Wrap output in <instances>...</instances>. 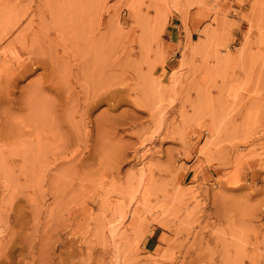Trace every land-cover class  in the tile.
<instances>
[{"label":"rangeland","instance_id":"1","mask_svg":"<svg viewBox=\"0 0 264 264\" xmlns=\"http://www.w3.org/2000/svg\"><path fill=\"white\" fill-rule=\"evenodd\" d=\"M0 264H264V0H0Z\"/></svg>","mask_w":264,"mask_h":264},{"label":"crops","instance_id":"2","mask_svg":"<svg viewBox=\"0 0 264 264\" xmlns=\"http://www.w3.org/2000/svg\"><path fill=\"white\" fill-rule=\"evenodd\" d=\"M173 27L176 28V27H179V26L178 25H174ZM173 33L176 34L175 32H173Z\"/></svg>","mask_w":264,"mask_h":264}]
</instances>
